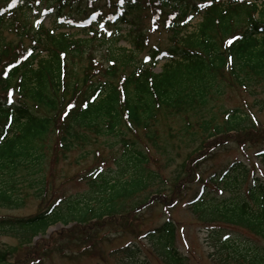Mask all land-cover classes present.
<instances>
[{
	"label": "trees",
	"instance_id": "16d2710c",
	"mask_svg": "<svg viewBox=\"0 0 264 264\" xmlns=\"http://www.w3.org/2000/svg\"><path fill=\"white\" fill-rule=\"evenodd\" d=\"M51 1H57L58 17L71 9L72 0H0V60H5L0 61V207L20 208L32 190L40 196L46 185L42 172L52 165L46 164L47 155L63 162L72 150L88 146L93 138L112 140L107 148L113 153L111 163L118 167L107 171L110 157L102 158L95 150L90 170L78 179L89 190L73 196L63 190L68 198H57L34 217L11 220L9 228L0 222V233L32 238L57 223L83 225L88 219L120 218L129 213L123 208L142 217L138 215L142 208L155 198L168 197L163 188L166 180L150 168L153 150L169 167L175 164L174 153L179 151L175 156L181 159L180 152H189L197 144L192 154H186L184 160L191 161L179 167L175 184L199 168L212 152L210 141L229 135L237 140L228 137L226 142L260 145L255 155L264 165V127L251 119L254 105L243 99L244 95L256 96V89L264 93V0H96L97 5H93L95 0H73L85 11L88 7L90 13L104 12L93 22L99 26L111 25L108 15L113 17L112 23L136 26L124 37H129L132 50L106 47L105 65L89 52V44L96 40L93 37L77 39L55 29H33L27 15ZM141 14L168 34L169 45L164 51L145 49L144 37L133 23ZM198 15L201 21L188 31ZM4 32L21 42L9 44L3 40ZM233 37L238 39L229 45ZM117 41L107 38L98 42L111 46ZM146 51L148 59L167 55L160 73L136 59L137 53ZM227 88L241 96L242 108L227 112L217 107ZM69 104L75 108L69 109ZM66 111L69 115L65 117ZM171 122L176 125L175 132L170 131ZM196 154L205 156L196 160L192 169ZM249 174L245 165L233 162L205 180L199 175L201 189L186 202L213 244L209 257H223L222 264H264V181L254 178L253 171ZM222 181L228 191L246 185L245 192L229 200L210 196L211 187ZM175 231L176 224L167 220L151 232L140 231L138 237L159 247L157 253L165 264H185L174 246ZM242 232L263 245L242 238ZM16 252L25 253L0 248V264H41V253L39 257L34 252L33 258L26 254L18 258ZM119 252L131 264L141 259L134 243Z\"/></svg>",
	"mask_w": 264,
	"mask_h": 264
},
{
	"label": "rangeland",
	"instance_id": "374dc122",
	"mask_svg": "<svg viewBox=\"0 0 264 264\" xmlns=\"http://www.w3.org/2000/svg\"><path fill=\"white\" fill-rule=\"evenodd\" d=\"M54 6L55 5H53V7ZM74 8H77V6H74ZM136 21L142 28V31L147 33L148 21L146 14H142V17L136 19ZM199 21L200 18L193 20L191 28L196 26ZM44 25L50 28L51 21L46 20ZM73 35H76L77 38L88 36L86 33L82 34L80 32ZM167 36L168 34L153 35L149 36V40L151 44L160 43L162 48L165 49L169 45ZM2 37L3 40L13 46L20 41V39L8 32H4ZM99 37H101V35H98L96 40L89 44L88 48L90 49L89 52L96 55L95 59L98 63L104 64L105 49H107L106 47L108 46H106V44L100 45L99 42H97ZM25 43L26 39L24 38L22 44L25 45ZM117 47L126 49L131 48L126 41H120ZM148 48L149 45L145 47L146 50H148ZM8 52L11 55L12 50ZM92 53L91 55H93ZM142 55L138 56V58L142 59ZM0 61L5 60L2 58ZM163 64L164 62H160V64L154 68V71L159 73ZM256 91V96L244 95L243 99L245 98L249 106L252 107V105H254V107H252L253 115H251V119L252 117L255 118L257 124L264 127V93L261 92V89H256ZM243 105L244 101L241 96L228 88L225 90L224 96L217 102V107L222 106L223 111L227 112L233 111L236 108H242ZM221 122L222 120L220 119L219 123ZM170 125V131L175 132L177 130L175 123L171 122ZM228 137L237 140V137L234 135H229ZM251 137H255L259 141V137ZM226 139L220 137L215 139V141H210L208 143V149L212 152L207 155L206 159L201 161V164L198 165V169L195 171L191 170L188 177L177 184H175L173 178L179 174L180 166L182 167L185 162L191 161V159L187 161L184 160L185 156L187 153L191 152L197 144L193 145L189 152H180L181 159H177L175 156L179 151L174 153L173 156L176 160L175 164L169 167H165L164 157L153 150L152 154L150 153L152 161L150 168L161 172V176L166 180L163 188L167 192V194H164L168 197L164 200L155 198L157 201L154 199L149 203L148 207H144L140 210L138 214L142 216L140 218L135 217L129 208H123V210H127L129 213L120 218H103L101 220L88 219L83 222V225H63L57 223L51 226L42 236L31 238L29 235L19 236L18 234L15 235L14 233L10 234L7 232L0 235V247H7L10 248V250H23L25 253L16 252L18 258L24 254H26L28 258H33L31 255L34 252H37V257H39L41 253V257H39L41 258V264H131L128 260L124 259L123 254H120L119 251L127 245L130 246V244L134 243L141 252V259L137 260L136 264H165L163 258L157 253L159 247H152L149 239H140L141 237L138 236L147 231L151 232L165 221L171 220L176 224L174 246L176 251L184 257L185 264H222L224 261L223 257L216 256V258L221 259V261L209 257L213 254V244L206 239L208 235H206L204 226L198 223L195 214L186 206V202L189 201L188 199L201 189V183L198 182L199 175L205 180L213 174L221 173L233 162H239L247 167L250 171L249 175H251V171H253V177L255 176L259 178V180L264 181V165L255 155V152L261 148V146L250 144L245 146L241 143L226 142ZM91 140L88 146L72 150L63 162H60L58 160L59 157L57 158L55 155H47L46 164L52 163V165H46V170L42 172L43 175L45 173L44 178L46 181L44 191L42 190L40 196H35V193H33L35 190L29 192L28 198L25 199V203L20 210L7 211L6 209L0 208V216L34 217L40 214V211L49 207L50 204L55 203L59 197L68 198L66 194L73 196L79 194V192H86L89 190V187L85 186V182L82 183L83 180L80 181L81 184L77 183L76 180L82 179L87 175V172L90 170L89 167L94 162L95 150L101 154L102 158L107 156L110 157L109 162L106 163L105 169L107 171L116 170L115 168L118 166L115 165V163H111L113 153L107 148V145L110 144L112 140L109 138H100L97 141L93 138ZM203 156L205 155L196 154L193 157L194 159L190 165L192 169L196 165V160L199 161ZM151 161L149 160V162ZM62 182H64V186ZM245 189L246 185L240 187V184H238V186H234V188H230L228 191V189L225 188L224 181H222L217 184V187H211L209 195L214 198L216 196H222L226 200H229L231 196H238L242 192H245ZM63 190H66V194ZM181 196L184 197L183 201H181ZM172 203L174 207L171 206L172 208H170V204ZM166 207H169V209H165ZM136 212L138 211H135V213ZM241 237H247L259 246L263 245L259 239L254 238L246 232H242ZM86 250L87 253H85Z\"/></svg>",
	"mask_w": 264,
	"mask_h": 264
},
{
	"label": "snow or ice",
	"instance_id": "6c2138e0",
	"mask_svg": "<svg viewBox=\"0 0 264 264\" xmlns=\"http://www.w3.org/2000/svg\"><path fill=\"white\" fill-rule=\"evenodd\" d=\"M121 3H123V0H121ZM189 19H191V17H189ZM39 23H40V21H37V24H39ZM235 39H238V38L237 37H233L232 39H229L228 44L231 45ZM229 61H231V58H229ZM3 74L7 75L6 72L3 73ZM8 97H9L8 102L11 103L12 101H11V93L10 92L8 93ZM85 107H87L86 104H85ZM68 108L69 109L75 108V105L74 104H69ZM63 115L66 117V116L69 115V113L66 111V112L63 113Z\"/></svg>",
	"mask_w": 264,
	"mask_h": 264
}]
</instances>
